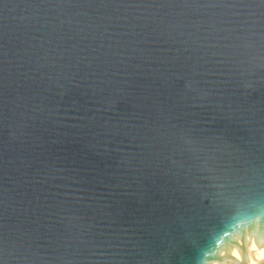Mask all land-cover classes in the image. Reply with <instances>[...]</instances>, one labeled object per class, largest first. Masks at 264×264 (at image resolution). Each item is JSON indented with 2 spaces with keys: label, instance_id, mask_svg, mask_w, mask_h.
Returning <instances> with one entry per match:
<instances>
[{
  "label": "water",
  "instance_id": "water-1",
  "mask_svg": "<svg viewBox=\"0 0 264 264\" xmlns=\"http://www.w3.org/2000/svg\"><path fill=\"white\" fill-rule=\"evenodd\" d=\"M247 190L264 0H0V264H194Z\"/></svg>",
  "mask_w": 264,
  "mask_h": 264
},
{
  "label": "clouds",
  "instance_id": "clouds-1",
  "mask_svg": "<svg viewBox=\"0 0 264 264\" xmlns=\"http://www.w3.org/2000/svg\"><path fill=\"white\" fill-rule=\"evenodd\" d=\"M226 209L219 226L193 240L194 264H264V194L247 190L219 201Z\"/></svg>",
  "mask_w": 264,
  "mask_h": 264
}]
</instances>
